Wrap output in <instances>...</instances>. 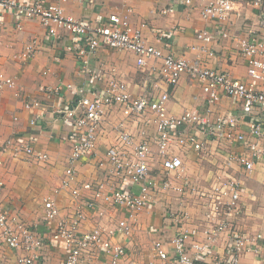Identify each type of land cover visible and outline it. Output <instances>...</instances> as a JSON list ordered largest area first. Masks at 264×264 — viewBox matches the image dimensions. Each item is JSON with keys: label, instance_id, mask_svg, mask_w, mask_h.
Returning <instances> with one entry per match:
<instances>
[{"label": "built area", "instance_id": "2783aa9c", "mask_svg": "<svg viewBox=\"0 0 264 264\" xmlns=\"http://www.w3.org/2000/svg\"><path fill=\"white\" fill-rule=\"evenodd\" d=\"M67 1L0 0V10L11 12L18 19L38 21L44 28L46 42L58 39L61 32L71 35L74 39L65 49L80 58L93 54L100 46L130 52L137 66L148 68L158 82L153 84L151 93L134 96L126 84L110 79L99 91L79 89V97L72 105L53 111L70 131V153L59 189L69 193L72 206L68 215H61L52 197H47L43 201L41 220L49 232L46 239L64 249L62 264L123 262L128 252L124 242L135 230L134 217L167 198L171 190L196 196L197 205L204 208L200 217L203 229H187L188 213L182 208L178 213L170 208L167 212V204L164 219L171 220L177 231L170 242L172 253L166 249L162 238L153 242V253L161 264H238L243 254L257 253L262 235L250 236L239 232L235 226L243 193L240 180L228 171L218 170L211 183L200 188L186 178L183 163V157L189 153L202 156L210 154L212 147L219 150L223 145L246 150L224 155L223 164L228 170L237 166L249 175L256 163L264 161V41L256 35L252 24L244 25L247 36L239 40V55L247 65L246 80H241L208 66L207 59L213 57L208 44L214 37L205 30L196 35V39L204 43L199 48L201 56L188 60L148 45L142 33L146 24L130 25L126 16L109 14L105 22L97 25L66 17L62 4ZM192 1L182 0L184 5ZM249 3L258 11L257 27L264 29V0H250ZM233 4L234 0H209L201 15L208 21L223 22L233 11ZM171 11L170 8L163 13ZM17 28H21L19 22ZM219 34L223 38L228 36L226 31ZM39 45L43 48L35 40L29 41L20 56L14 55V58H32ZM184 76L200 85L205 102L203 113L184 110L173 115L168 111L169 94ZM93 78L99 80L101 76L94 74ZM15 84L13 78L0 73V91L14 88ZM39 90L47 96L60 94L58 87H40ZM223 99L240 102L242 112L213 116L212 109ZM38 105L36 101H26L24 106L33 110ZM116 108L125 119L139 125L138 131L132 133L122 123L115 125L112 128L116 134L114 142L98 161L104 180L95 184L79 183L76 167L83 158L95 153L105 115ZM40 118L43 113L35 115L29 125L36 126ZM240 124L247 126V132L239 129ZM5 155L39 161L48 159L47 154L36 152L22 139L0 141V166ZM2 185L0 181V188ZM100 204L121 210L127 217L118 220L111 229L101 225L82 229L87 210L94 211ZM168 214L172 219H167ZM40 225L13 215L10 206L0 199V255L7 248L17 254L18 264H38L44 247ZM199 233L204 240L194 241L192 238ZM220 237L225 238L222 254L206 261Z\"/></svg>", "mask_w": 264, "mask_h": 264}, {"label": "crops", "instance_id": "0c3cea01", "mask_svg": "<svg viewBox=\"0 0 264 264\" xmlns=\"http://www.w3.org/2000/svg\"><path fill=\"white\" fill-rule=\"evenodd\" d=\"M19 1L26 3L29 0ZM208 1L193 0L190 5H184L182 0H68L62 4V10L66 17L95 25L105 22L109 14L126 16L130 25L143 22L146 27L142 33L148 45L188 60L201 56L199 48L204 43L197 40L196 35L205 30L214 37L208 44L213 54V57L207 59L208 66L226 72L233 78L246 80L247 65L245 59L239 55V40L246 38L244 25L249 23L255 29L256 35L264 41V29L256 25L258 11L249 3L250 0H234L233 11L225 21H208L201 15ZM170 8L171 12L163 13ZM18 22L20 29L17 28ZM222 31L227 32L226 38L219 34ZM73 39L71 35L61 32L58 39L46 42L44 28L38 21L18 19L13 13L0 10V73L13 78L16 83L14 88L0 91V141L22 139L36 152L48 156L46 161H39L23 156L13 158L5 155L0 166V181L3 184L0 188V199L10 206L13 215L21 216L29 223L41 224L39 231L44 237V247L38 264H62L64 258L62 246L54 245L46 239L49 232L42 226L43 201L52 197L61 215H68L72 206L69 193L59 189L70 153V131L53 111L57 107L72 105L79 97V89L99 91L110 79L126 84L134 96L144 92L151 93L153 84L158 82L150 75L148 68L137 66L136 58L130 52L114 51L100 46L91 55L77 57L65 49ZM32 40L43 45V48L39 45L30 59H15L14 55L20 56L24 46ZM262 58L264 59V53ZM94 74L101 76V79H94ZM40 87H58L60 94L47 96L39 90ZM26 101H36L39 105L28 110L24 106ZM167 109L173 115H179L184 110L203 113L204 95L198 82L187 76L182 77L169 94ZM212 111L213 116L226 113L239 115L242 112L241 103L233 99H223ZM40 113H43V118L39 119L36 126L31 127L30 120ZM119 123L128 127L132 133L138 131L139 125L125 119L118 108L108 111L100 128L95 153L83 158L76 167L79 183L95 184L104 180L98 161L102 160L106 149L114 142L116 134L112 128ZM239 127L241 131L247 132L246 125L240 124ZM149 131H152V127H149ZM242 151L246 150L238 146L223 145L219 150L212 147L210 154L202 156L189 153L183 157L184 170L187 168L192 174L199 170L201 163L209 162L213 170L208 169V173L200 174V178L205 180L203 187L211 183L218 170L228 171L229 175L240 180L243 193L235 226L239 232L250 236L260 233L263 239L259 243L258 252L243 254L238 264H264V161L256 163L254 171L249 175L240 167L234 166L231 171L223 164V157L227 152L238 154ZM197 207L200 214L195 215V219L191 217L188 220L187 224H192L189 229H203L199 217L202 216L204 208L201 205ZM158 210H162L161 204L151 206L134 217L135 230L130 239L124 242L128 252L120 264H161L152 250L153 242L161 238L166 249L172 253L170 242L177 228L171 220L163 219L160 224ZM126 217L121 210L100 204L94 211L87 210V220L82 229L88 230L96 225L111 229L118 220ZM192 239L204 240L201 233ZM120 240L122 241L117 239ZM224 244L225 238H218L206 261L217 254L221 255ZM0 264H18L17 254L4 248L0 255Z\"/></svg>", "mask_w": 264, "mask_h": 264}, {"label": "rangeland", "instance_id": "374dc122", "mask_svg": "<svg viewBox=\"0 0 264 264\" xmlns=\"http://www.w3.org/2000/svg\"><path fill=\"white\" fill-rule=\"evenodd\" d=\"M211 164L208 162H203L199 165V170L198 171H193L192 174L190 173L189 169H185V175L186 178L191 181L193 184H195L197 187H203L204 186V181L202 180L203 178H200V174L206 173L207 170H213L210 166ZM208 173V172H207ZM176 184L179 185V179H177ZM158 204H161V209L163 210H158L159 211V216L158 218L160 219V224L162 223V220L165 218L164 214L166 212V205L168 204L169 207L167 208V212L168 209H172L173 211H178L179 208L184 209L187 213H188V220L192 218H196L195 215L200 214V211L197 207V202H196V196L193 195L192 193H187V192H183L178 194L176 191L171 190V192L167 195V198L164 197L163 199H161V201H159ZM178 213V212H177ZM167 219H172L170 218V214L166 215ZM200 218V217H199ZM188 223V222H187ZM190 224V222H189ZM187 224V226H185L187 229L190 228V226L192 224ZM128 259V258H127ZM127 259L125 260V262L127 261ZM124 262V263H125Z\"/></svg>", "mask_w": 264, "mask_h": 264}]
</instances>
